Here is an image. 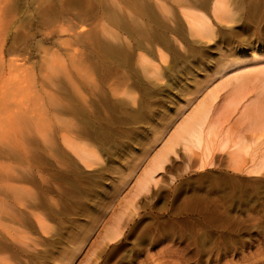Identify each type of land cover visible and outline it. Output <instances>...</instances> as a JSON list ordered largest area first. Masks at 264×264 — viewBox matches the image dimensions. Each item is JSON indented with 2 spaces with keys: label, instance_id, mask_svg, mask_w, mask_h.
<instances>
[{
  "label": "rangeland",
  "instance_id": "374dc122",
  "mask_svg": "<svg viewBox=\"0 0 264 264\" xmlns=\"http://www.w3.org/2000/svg\"><path fill=\"white\" fill-rule=\"evenodd\" d=\"M191 1L145 0L148 14H126L132 28L115 39L99 31L107 0H0V88L18 90L0 98V264H264V168L250 171L264 158V133L234 123L246 101L217 113L232 89L213 86L235 60L255 55L250 63L264 68V0H224L230 21L199 9L209 38L188 33L178 8ZM210 88L208 122L223 127L209 149L175 146L137 191ZM238 133L253 139L234 167L233 141L220 140Z\"/></svg>",
  "mask_w": 264,
  "mask_h": 264
},
{
  "label": "bare ground",
  "instance_id": "6f19581e",
  "mask_svg": "<svg viewBox=\"0 0 264 264\" xmlns=\"http://www.w3.org/2000/svg\"><path fill=\"white\" fill-rule=\"evenodd\" d=\"M103 1L105 4L106 0H103ZM107 1H108V4L106 3V5L108 7H104V8H105V10H107L108 13H107V15H105L104 19H107L108 22H107V24H104L102 22H101L102 24H99L101 26L102 25L104 26L99 31L101 34H107L105 36H108V34H110L109 36L113 35V37L115 39H119V38H121V34L119 31H122V30L126 31L127 29L128 30L130 29L131 25H129V23H128V25H129L128 26L127 22L125 20L126 14H127V16L128 15L132 16L131 18H133L134 21L139 19L140 13L137 15V13L139 11L142 13H145L144 15L148 14L147 12H145L146 10L144 11L145 7L147 6L145 3V0H132L133 3H131V5L126 4L124 6L120 5L121 1H117V0H107ZM186 4L184 6H179L180 8H178V9H180V13H181L180 15H182V20H184V22L186 23V25L188 27V29H187L188 33L190 35L197 36L200 38H209L211 36V33H212L211 30L212 29H211V24H210L207 16L199 9L209 8L211 13L219 20L230 21L231 17H232L230 10L227 9L228 7H226L224 5L225 4L224 0H194L193 2L192 1L189 2L187 5ZM101 5L103 6V3ZM135 9H138L139 11L137 12ZM102 13H103V11H102ZM149 13H150V15L152 14L150 11H149ZM97 16H98V14H97ZM155 16H157V15H155ZM157 17H159V16H157ZM100 18H101V16H100ZM133 20H132V22H133ZM100 21H101V19H99V23H100ZM108 23H109V25H108ZM111 25L114 27V29L110 27ZM107 26H109V28ZM96 27H98V26H96ZM176 29H178V28H176ZM96 33H97V31H96ZM100 33H99V35H101ZM142 35H144V33H142ZM92 37H93V35H92ZM108 37H107V39H108ZM113 37H110V38L112 39ZM73 38H75V37H73ZM77 39L79 41L80 38H77ZM80 42H82V41H80ZM106 43H107V41H106ZM119 45H115L116 47L109 45L110 46L109 48L111 49L110 51H113L114 53L118 52L117 47H119ZM105 47L107 48V46H105ZM137 47H139V46H137ZM119 51L120 52H118V53L122 52L121 50H119ZM124 53L127 56L126 51ZM138 56L140 58H142V55L140 53L138 54ZM254 56L255 55H252V57H250V59H248V60L245 59V61L235 60L227 66L224 65L223 68H221L220 70H218L216 72V73H220L221 76H220V80L218 82L213 83L214 89H219V88L221 89V88H225V87H233V88L239 87V88H241V87H244V85L246 83H249V84L250 83H262L260 85H263L262 87H264V68L254 66L253 64L250 63V61L254 59ZM12 61H14V60H12ZM10 81H11V79H10ZM18 82H20V80ZM0 83H2V81ZM8 83H6V84H8ZM11 83H12V81H11ZM0 87L2 88V86H0ZM7 87H8L7 88L8 92L10 94L8 92H6V94L8 93L10 97L12 95L11 91L12 92L18 91L14 87H10L8 85H7ZM1 88H0V95H1V93L2 94L5 93L4 91L6 90V88L4 90H1ZM211 89L212 88L209 89L210 91L209 90L206 91L204 93V95H202L200 97V99L197 100L196 104L192 107L190 112L185 116V118H183L176 125L173 132L167 137V139L164 141V144L160 147V149L152 157L148 167H146V169L143 170L144 172L141 175V178L138 180L137 191H141V190L146 189V187L148 186V184L150 182L155 181L156 171L160 170L162 168V166L164 165V163L166 162V160L168 158V155L170 153H174L175 146L181 145L184 149L188 150V149H190L191 146H193L195 148H197V147L199 148V146L204 145V148L209 149V146H208V143H210L209 142L210 140L208 141L209 137L216 134L217 129L220 130V128L223 127V126H220V122H219L220 120H218V119H215L214 121H210V123L208 122V119H209L211 112L214 111L212 101L215 100V98L218 96L217 91H213ZM244 94H245V92L241 91L240 89H234L231 92L227 93L223 97V105H222V107H220L218 109L217 113L227 114V115L231 114L234 110L237 109L238 104L244 99V97H245ZM5 95L4 94L1 95L0 98H2V101H4V99L6 97ZM2 96H4V98ZM6 98H8V97H6ZM259 99H263V101H260ZM237 116L241 120H243L245 127H247L248 129H252L254 131L264 133V90L257 91L255 96H253V98H251V100H249V101L245 102L243 105H241V107L239 108ZM222 123H223V121H222ZM219 126H220V128H219ZM241 139H242V137H241ZM232 141H233V143H232V151H231V157H232L231 160H232V163L234 162L235 166H239V163L241 162V161H239V158L242 157V155H240V153L246 151L250 145L247 144L246 141H244V140H239L237 142V141L233 140L232 138H230L229 135H227V134H225L223 137H221L220 145H221V147H224ZM69 145L76 151L79 158L81 160H83L84 162H90L93 160L94 155L85 147V145H78V144H74V145L69 144ZM263 168H264V158L259 163H257L254 168L250 169V171L258 172L259 170H261ZM13 202L19 203L20 201L15 200ZM32 215L35 216L37 223L40 226H42L43 223L41 222L40 217L38 215L33 214V213H32ZM117 234H118V230H117V225H116V226H112L111 228H109L106 231L105 236L107 237V239H112Z\"/></svg>",
  "mask_w": 264,
  "mask_h": 264
},
{
  "label": "crops",
  "instance_id": "0c3cea01",
  "mask_svg": "<svg viewBox=\"0 0 264 264\" xmlns=\"http://www.w3.org/2000/svg\"><path fill=\"white\" fill-rule=\"evenodd\" d=\"M246 84L244 85V87H241V88H239V87H234V88L233 87H226L225 89H232V90H234V89H240L241 91H244L245 92V94H244L245 97H244V99L242 101H246V102L249 101V100H251V98H253V96H255V94H256L257 91L264 90V87H262L263 85H260L262 83H250V84L249 83H246ZM259 100L260 101H263V99H259ZM237 115H238V113H237ZM237 115H236V119H235L234 123H236L237 127H239L241 129V130H239L240 132L241 131H247V132L256 134L257 136H254L253 138L258 137L259 135H262L263 134L262 132L254 131L252 129H248L247 127H245V125L243 123V120H241ZM233 139L235 141H237V142L239 140H244L243 138L241 139V134L240 133H238L237 135H234V138ZM252 139H251V141L246 142V143L247 144H250L252 142ZM233 164H234V162H233ZM234 167H238V166H235L234 165Z\"/></svg>",
  "mask_w": 264,
  "mask_h": 264
}]
</instances>
